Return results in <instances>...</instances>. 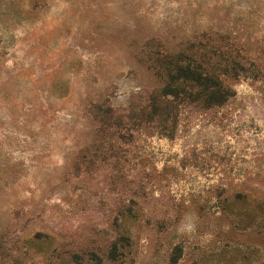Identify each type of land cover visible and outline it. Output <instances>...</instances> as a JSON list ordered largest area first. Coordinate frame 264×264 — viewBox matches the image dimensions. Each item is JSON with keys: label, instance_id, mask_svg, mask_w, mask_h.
<instances>
[{"label": "rangeland", "instance_id": "374dc122", "mask_svg": "<svg viewBox=\"0 0 264 264\" xmlns=\"http://www.w3.org/2000/svg\"><path fill=\"white\" fill-rule=\"evenodd\" d=\"M155 50L234 96L157 118ZM0 264H264V0H0Z\"/></svg>", "mask_w": 264, "mask_h": 264}, {"label": "trees", "instance_id": "16d2710c", "mask_svg": "<svg viewBox=\"0 0 264 264\" xmlns=\"http://www.w3.org/2000/svg\"><path fill=\"white\" fill-rule=\"evenodd\" d=\"M206 56L189 51L148 53V60L165 80L163 89L151 98L157 118L166 115L165 106L171 103L197 102L204 108H212L223 106L234 96L223 78H237L243 70L242 63L221 56L210 64Z\"/></svg>", "mask_w": 264, "mask_h": 264}]
</instances>
